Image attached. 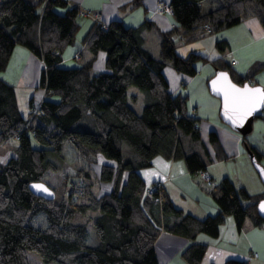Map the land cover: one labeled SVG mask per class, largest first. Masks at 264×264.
<instances>
[{"label": "trees", "instance_id": "1", "mask_svg": "<svg viewBox=\"0 0 264 264\" xmlns=\"http://www.w3.org/2000/svg\"><path fill=\"white\" fill-rule=\"evenodd\" d=\"M201 1H169L174 25L160 32L158 58L144 47L143 33L152 27L147 19L138 27H126L120 20L94 22L82 39L81 64L63 68L61 53L75 41L80 10L68 0H0V73L14 47L21 45L43 62L39 87L47 96L25 127L28 115H22L13 86L0 76V145L19 137L14 139V154L0 159V264H31V253L41 264H157L154 242L161 231L189 239L198 233L216 237L229 215L238 228L246 220L264 226L256 209L264 191L250 194L227 177L212 182L208 193L218 212L198 219L176 209L163 184L155 192L159 202L146 197L148 186L138 173L151 167L157 156L182 161L191 175L207 173L216 159L234 157L222 154L215 131L208 133L209 150L201 138L199 119L188 112L187 97L168 91L163 69L171 64L178 73L193 76L197 63L209 62L214 70L227 71L237 84L249 83L257 68L237 76L222 58L208 60L198 53L180 56L174 40L180 36L191 43L249 18H256L264 28V0H220L208 11H202ZM143 3L131 0L122 10ZM216 46L223 51L226 44L217 41ZM100 51L105 52L106 70L92 75ZM131 87L143 93L139 113L129 103L135 102ZM257 117L264 119V108ZM65 141L86 162L91 163L97 153L116 160V166L103 164L99 174L101 181L115 178L114 189L95 195L90 172L79 168L73 175L62 174L63 195L58 201L33 195L31 182L44 181L48 171H61L56 162L65 160ZM242 144L264 166L262 155L245 137ZM123 145L130 149L125 157ZM124 171L127 177L120 184ZM39 214L46 219L43 228L32 224ZM91 226L96 238L89 244ZM205 251L204 244L192 243L181 257L187 264H199ZM227 264L247 263L229 260Z\"/></svg>", "mask_w": 264, "mask_h": 264}, {"label": "crops", "instance_id": "2", "mask_svg": "<svg viewBox=\"0 0 264 264\" xmlns=\"http://www.w3.org/2000/svg\"><path fill=\"white\" fill-rule=\"evenodd\" d=\"M130 1L68 0L70 6L80 10L78 15L80 29L76 34L75 41L62 51L60 65L63 66L64 63L68 62L74 63L73 66L81 64V52L84 51L82 39L94 23V19L100 20L102 24L120 20L126 27H138L147 19L152 23V27L145 29L143 33L144 47L149 51L146 46V35L152 29H156L159 39L155 54H158L160 32L172 28L174 20L170 12L167 14V12L162 13L157 10V2L162 1L169 4L170 0H144L143 7L131 11L122 10ZM213 1H216L218 6L220 5V0H202L200 2L202 11L214 9L215 7L211 5ZM214 41L215 43H213ZM217 41H224L225 49L223 51L217 50L218 52H215V49L213 52V44L216 46ZM175 49L182 57L196 52L208 60L222 58L230 64L231 70L237 76H247L253 68H257L248 81L251 85H260L264 90V28L256 18L246 19L235 26L219 31L213 36H203L191 43L182 41L180 37L175 42ZM208 53L213 55L208 56ZM151 54L155 57L153 53ZM43 68L44 64L41 59L27 48L16 45L2 72L3 74H1V78L13 86L19 109L24 117L28 115L31 102L40 103L47 97L45 89L39 87ZM196 68L197 73L188 76L178 73L171 65H168L163 69V75L168 83L170 93L181 92L187 97L188 105H192V113L188 112L199 119L200 133L202 129L215 131L220 142V137H224L228 132H226L225 126L220 124V101L210 94L207 87V80L215 74V70L209 62L202 61L197 63ZM7 71H10L11 77L6 75ZM256 71L261 73L256 74ZM182 83L184 86L181 85ZM134 91L129 89V93L132 92L131 96H134L135 101H137L139 94ZM54 97L56 96L50 98ZM142 107H140V111ZM140 111L137 110L136 112L139 113ZM239 137L242 138V136ZM245 140L264 157V119L258 117L254 119L252 132L245 137ZM66 144H70L66 150H76L71 142L66 141ZM15 145L14 139H8L0 145V152L4 151V153H0V159L5 160L7 155L11 157L14 154ZM220 145L222 154L226 155L223 150L224 145L221 142ZM208 148L212 150L209 145ZM239 148L240 145L236 146V159L233 158L228 161L216 159L207 166L206 172L214 183H219L222 178L227 177L236 187L242 186L250 194L263 192V184L254 170L246 150L244 147ZM262 161L264 163L263 158ZM84 169L88 170L89 168L86 166ZM152 169L155 171L153 177H150L146 170H143L146 172L139 171L143 180L150 182L147 184L145 181L146 185L149 186L153 182L161 181L163 189L169 195L174 207L181 210L183 214L204 219L218 212V206L208 193L211 187L206 185L199 174H189L182 161L167 160L157 156L152 161ZM166 175L169 176L168 179H164ZM195 176H198V179L194 178ZM47 180L46 173L45 181L47 182ZM192 243H202L206 246V251L199 264H227L229 260L245 261L247 264H264V226H255L246 220L238 228L234 217L231 215L224 218L216 237L198 233L194 239H189L161 231L154 242L157 264H187L182 259L181 252ZM254 253H257L256 257L253 256Z\"/></svg>", "mask_w": 264, "mask_h": 264}, {"label": "rangeland", "instance_id": "3", "mask_svg": "<svg viewBox=\"0 0 264 264\" xmlns=\"http://www.w3.org/2000/svg\"><path fill=\"white\" fill-rule=\"evenodd\" d=\"M211 5H212V7H216V6H218V3L216 1H213L211 3ZM167 14H169V13H167ZM213 35H215V34L206 35V37L213 36ZM179 38H180L179 36H176L174 41L175 42L178 41ZM158 39H159V37L157 35L156 29H152V31H150L146 35V46L148 47L149 51L155 55V57L153 56L154 58H158V54H155V53H157ZM213 43H215V41ZM213 47H214L213 52L215 49H216L215 52H218L217 50H219V49H217L215 44H213ZM192 53H196V52H192ZM188 55H186L185 57H187ZM211 55H213V54H211ZM211 55L208 53V56H211ZM73 62H74V60H73ZM75 63H77V62L75 61ZM73 65H75V64L68 62V63H64L63 66L62 65L61 66L63 68L77 67V66H73ZM169 65H171V64H169ZM105 70H106V68H105V52L100 51V52H98V55H97L96 59L94 60V65H93V69L91 70V72H92V75H96V74H98L102 71H105ZM2 72L0 73V76H1V74H3ZM9 72L10 71H7L6 75H8V77H11L12 74L9 75ZM259 72L260 71H256V74H258ZM133 90L138 92L139 97H138L137 101L132 102L130 100L129 103L135 111H137V110L140 111L139 110L140 107L143 106V93L140 92L137 88L131 87V91H133ZM131 94H132V92H131ZM51 99L57 100L58 98L54 97ZM188 106H189L188 111L192 113V110H191L192 105L189 104ZM220 124L225 126V129L227 130L226 132H228L227 135H225L224 137H220V142H221V144L224 145L223 150L227 156L232 157V155H234L233 158H235L236 157L235 156L236 155V146L240 145L239 149H241L242 147L245 148V146L241 142L242 138H240L239 137L240 135H237L236 132L232 131L222 121H220ZM208 133H209V130H206V129L201 130L202 140L209 145ZM33 142H34V146L39 147V145L35 141H33ZM68 146H70V144H66V141L62 145V150H63L62 154L64 155L65 160L62 163L56 162L57 164H59V167H61V171L57 172V173H53L51 171H48L47 172L48 180H47V182L44 180L55 191L56 201H58L63 195V189L59 186V184H60L59 181H61V179H62V174L65 173L68 175H73V174H75L77 169H79V168L84 169L86 166H88V168H89L88 170H89V172L93 178V192L95 195L100 196V195L108 193L114 189V187L116 185V179L114 178L112 181H101L99 179V174H100L101 166L103 164L116 166L117 165L116 160L109 159V158L105 157L102 153H97L96 156H94V158L92 159L91 163H89V162H86L85 159L80 158V156L77 154L76 150L75 151L66 150V148ZM221 150H222V148H221ZM129 152H130V149L126 145H123L122 146L123 157H125ZM0 153H4V151H1ZM9 157L10 156L7 155L5 160H7ZM143 170H146L147 172H149L150 177H153L152 175L155 173V171L152 169V166L145 168V169H140V170H138V173H139V171H143ZM146 171H143V172H146ZM243 176H244V174H243ZM126 177H127V173H126V171H124V174L121 176V179H120L121 180L120 184H122L126 180ZM168 178H169V176H168ZM168 178H166V179H168ZM194 178L198 179V176H195ZM147 184H150V182H147ZM32 224L35 225L36 227H39V228L45 227V225H46L45 216L43 214H39V215L35 216L32 219ZM94 231H95L94 227L91 226V229L89 230V233H88V239H87L89 244L92 243V241L96 238ZM29 259H30L31 264H41L38 256L34 253H31Z\"/></svg>", "mask_w": 264, "mask_h": 264}, {"label": "water", "instance_id": "4", "mask_svg": "<svg viewBox=\"0 0 264 264\" xmlns=\"http://www.w3.org/2000/svg\"><path fill=\"white\" fill-rule=\"evenodd\" d=\"M207 87L210 94L220 101L221 121L242 137L250 134L256 115L264 108L263 88L249 83L237 84L227 71L220 69H215V74L207 81ZM246 152L264 187V166L248 146ZM28 187L33 195L44 200L52 201L55 198L54 190L45 181L31 182ZM256 209L264 221V197Z\"/></svg>", "mask_w": 264, "mask_h": 264}, {"label": "built area", "instance_id": "5", "mask_svg": "<svg viewBox=\"0 0 264 264\" xmlns=\"http://www.w3.org/2000/svg\"><path fill=\"white\" fill-rule=\"evenodd\" d=\"M157 10L159 12H167L169 13L171 10H170V6L168 4H165L164 2L162 1H158L157 2ZM94 22L97 23V24H100L101 22L97 19H94ZM207 28V27H206ZM207 31H208V28H207ZM232 64L234 63L233 61L231 62ZM40 105H41V102L38 103V102H31L29 104V109H28V120H27V123L25 125V127L28 126L29 122L32 120V118H34V116H36L38 113H39V109H40ZM14 139H19L18 136H15ZM264 159V157H263ZM200 177L202 178V180L206 183L207 186H210L212 184V180H211V177L209 174L205 173V172H202L200 174ZM168 178V175L165 176V179ZM162 186V182L161 181H158V182H155L151 185L148 186L147 190H146V197L148 198H151L153 199L155 202H159V196L155 195V192H157ZM253 256H257V253H254Z\"/></svg>", "mask_w": 264, "mask_h": 264}, {"label": "snow or ice", "instance_id": "6", "mask_svg": "<svg viewBox=\"0 0 264 264\" xmlns=\"http://www.w3.org/2000/svg\"><path fill=\"white\" fill-rule=\"evenodd\" d=\"M37 187H39V186H37Z\"/></svg>", "mask_w": 264, "mask_h": 264}]
</instances>
